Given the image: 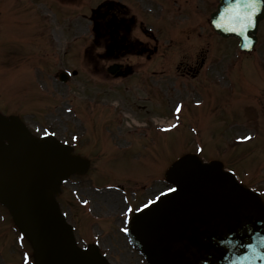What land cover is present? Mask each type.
<instances>
[{"label":"rangeland","instance_id":"374dc122","mask_svg":"<svg viewBox=\"0 0 264 264\" xmlns=\"http://www.w3.org/2000/svg\"><path fill=\"white\" fill-rule=\"evenodd\" d=\"M119 1L125 4L123 7L129 11V14L136 12L134 9H137V6L132 4L131 0ZM213 1L215 4L216 0L196 2L191 0L190 3L181 0L179 11L178 8H173L162 17V25L164 24L162 27L165 29L173 27L168 22L169 19L180 18V11L185 9L186 4L191 5L188 8L194 12V16L196 13V17H188L186 20L181 17L179 19L181 23H176V21L174 23V34L183 39L181 48L174 47L167 54L166 43L160 37L163 54L151 57L152 64L156 63L166 69L159 74L157 79L161 81V86L152 87L154 90L165 92L164 98L160 96L154 98L155 95L148 94V91L145 92V96L139 88L134 87L138 93H134L130 101L127 97L124 100V95L117 91L111 82L109 89L104 85H99L96 78L88 80L87 71L95 70L92 68L93 65L102 64L95 57V52L105 50L103 45L106 43V39L98 34L97 30L92 31L90 15L92 18L99 17L97 20L103 16L105 20L111 19L115 11L112 8L117 7L114 1L0 0V111L4 114H18L21 117L24 115L25 122L36 134L51 132L64 141L68 139L69 131L77 130L76 115H79L81 107H94L102 100L112 99L118 103L122 100L126 105L129 119L121 123L120 129L114 131V141L125 143L130 137L124 129L138 126L133 124L134 122L144 124V121L137 120L139 117L136 115H145L150 112L152 116H170L171 108L177 103V100H174L175 94L180 87L182 91L179 100L183 101L184 107L179 113L180 119L178 121L176 119L172 126L175 128L174 132L162 136L164 141L173 139L171 148L180 149L182 140L184 144L187 140H205L212 145L211 151H206V153L214 155L213 151L221 150L223 145H227V141L234 137L228 145L230 152L227 154L223 151L224 154L219 152V157L226 164L233 166L232 168L240 175V179L263 193L264 20L260 23L258 30V45L254 51L243 54L238 50L235 40H223L212 32L208 17L209 11L213 9ZM36 7L41 9V14L35 11ZM94 8L96 12H91ZM83 11L86 14L81 16L80 13ZM104 12H106L105 15L102 14ZM44 15L50 17L46 18ZM72 19L73 27L70 23ZM137 32L138 29L134 26L132 35L136 36ZM85 48L88 50L87 56L84 52ZM79 50L86 58L78 53ZM122 58L128 63L136 62V67H140V70L144 69L143 66L148 63L146 54L136 49ZM202 60L204 66L201 68L199 66ZM189 67L196 68V73H188L186 70H189ZM227 67L228 75L219 77L225 74ZM58 68L68 71L76 68L77 76L66 83L58 81L53 75L49 78L51 73L59 70ZM170 72H174L176 78L180 77L181 85L172 81L174 76L168 77ZM204 73L210 74L211 78H208V81ZM142 76L141 74L137 80L142 82ZM157 80L151 81L156 82ZM194 85L199 89V93L207 96L208 104L202 102L200 106L195 105L194 102L202 101L203 98L196 95ZM88 93L91 94L90 98L86 96ZM167 93L170 97H167ZM166 97L168 100L165 101ZM109 109L106 108V111L102 112L104 116L111 121L115 119L116 122L119 121L117 120L119 116L115 118L114 113ZM254 111L255 116L253 117ZM179 114L174 117H178ZM154 119L158 121V118ZM233 119L237 121L234 122ZM80 121L81 119L78 118L79 123ZM145 123L149 124L148 127L154 125L153 122L152 124L148 121ZM192 127L197 130V133L196 131L192 133ZM90 133L98 136L101 130L99 127H92ZM173 133L174 138H172ZM244 134L251 137L246 141H235L236 138H242ZM169 145L168 143V147ZM188 147L194 148L196 143L190 146L187 144ZM95 151L92 150L91 153ZM100 166L102 169H99ZM129 166L131 168L137 166L136 173L140 172L138 163L130 162ZM128 168L127 164L121 165L117 158L108 162L103 155H100L93 159L91 173L89 176L86 175L88 177L86 180L93 181L97 171L102 170V174L97 178L99 183L119 181L129 185L128 179L117 178L121 170ZM159 190L158 188L157 191ZM66 193L65 189L61 195L62 207L65 210L67 209ZM92 198V202L89 203L92 213L95 214V222L101 229H110L112 226L110 221L123 208L118 199L120 196L115 191H109L106 195H94ZM69 216L70 220L77 224L76 227L81 234L80 229L83 231V224L85 225L86 221L80 218L82 223H79L80 216L76 213V208L70 211ZM0 217L2 218L0 221V264H30L24 263L21 258V250H27V254L30 253V248L25 242L24 248L16 245V232L11 228L9 215L7 216L4 208H0ZM116 231L115 227L109 232L105 231V234L109 233V237L101 239L104 243L106 240V243L111 246L110 260L115 264H145L142 258L126 245L124 237L118 236Z\"/></svg>","mask_w":264,"mask_h":264},{"label":"water","instance_id":"95a60500","mask_svg":"<svg viewBox=\"0 0 264 264\" xmlns=\"http://www.w3.org/2000/svg\"><path fill=\"white\" fill-rule=\"evenodd\" d=\"M237 4L251 18L257 9L249 10L254 2L221 0L211 22L223 36L247 35L250 23L233 18ZM253 41L246 39L245 49ZM81 162L55 139H36L17 119L0 116V201L32 243L36 264H108L95 248L76 246L53 197L60 177L80 171ZM168 176L176 190L132 225L148 264H264V205L256 195L219 163L193 155L173 164Z\"/></svg>","mask_w":264,"mask_h":264},{"label":"snow or ice","instance_id":"6c2138e0","mask_svg":"<svg viewBox=\"0 0 264 264\" xmlns=\"http://www.w3.org/2000/svg\"><path fill=\"white\" fill-rule=\"evenodd\" d=\"M244 2L246 3V5L248 7H251L252 6V2L253 0H244ZM241 5L240 4H237L236 6V12H235V16L233 17L234 19L236 20H240V21H251V16L250 15H245L243 14L239 9H240ZM233 31H235L236 29L233 28L232 29Z\"/></svg>","mask_w":264,"mask_h":264}]
</instances>
